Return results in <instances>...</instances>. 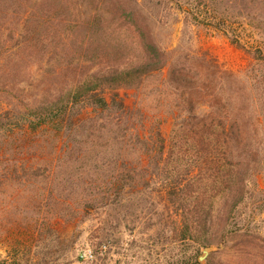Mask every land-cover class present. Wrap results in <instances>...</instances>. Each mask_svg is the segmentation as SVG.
Listing matches in <instances>:
<instances>
[{
    "label": "rangeland",
    "instance_id": "obj_1",
    "mask_svg": "<svg viewBox=\"0 0 264 264\" xmlns=\"http://www.w3.org/2000/svg\"><path fill=\"white\" fill-rule=\"evenodd\" d=\"M146 43L162 68L119 91L145 128L79 101L69 120L38 119L89 75L143 63ZM213 100L256 152L223 234V173L172 131ZM186 174L200 194L169 196ZM197 201L212 222L180 240L181 205ZM204 248L200 264H264V0H0V264H181Z\"/></svg>",
    "mask_w": 264,
    "mask_h": 264
},
{
    "label": "trees",
    "instance_id": "obj_2",
    "mask_svg": "<svg viewBox=\"0 0 264 264\" xmlns=\"http://www.w3.org/2000/svg\"><path fill=\"white\" fill-rule=\"evenodd\" d=\"M146 59L143 63L132 66L126 69H114L105 74L89 75V79L84 81L80 87L69 96L65 105L57 104L59 101L49 104L45 107V111L38 114V119L41 123H46L49 120L56 118L59 122L70 119V105L73 101L81 102V108L86 109L93 107L99 111H112L119 117H124L129 121V118L134 119L135 123L145 128V113L140 108L132 114L124 100L120 97L119 91L121 88L132 87L139 84L147 75L160 70L162 68V58L158 49L152 43L143 45ZM54 104V105H53ZM53 106V107H50ZM178 109V107H177ZM193 108L189 107L187 116L182 122L176 123L173 126V138L179 149L193 151L195 153H204V159L210 164V170L216 174L222 172L221 179L224 181L221 186H212L217 194L224 196L222 210L219 214L220 231L227 232L228 222L234 218L236 210L240 203L244 200L247 193V179L253 174V166L256 161V152L252 149L249 140L243 137V129L240 123L229 117L230 112L225 105H222L217 100H213L208 107V111L203 116H198L192 112ZM158 150L163 151L165 148L164 138L161 134L160 123L155 121L151 124L150 131ZM149 135V136H150ZM137 139L140 138L138 133ZM150 137V138H151ZM146 139H148L146 137ZM147 144V143H146ZM155 149V145H150ZM209 169V168H208ZM187 178V179H186ZM200 177H188L187 174L181 178L171 179L174 183L169 189L168 195L172 198L177 193H182L184 188H192L199 192L203 190L198 184ZM205 190V189H204ZM188 193V192H187ZM198 199V197H196ZM212 202H208L206 209L203 208L201 202H193L192 208L189 205L182 204V215L179 224L176 225L177 232L183 229L180 240L192 238V230L198 231L206 226H210V212ZM193 216L189 217L188 212H192ZM179 228V229H178ZM181 228V229H180ZM181 264H200L197 260L184 261Z\"/></svg>",
    "mask_w": 264,
    "mask_h": 264
},
{
    "label": "water",
    "instance_id": "obj_3",
    "mask_svg": "<svg viewBox=\"0 0 264 264\" xmlns=\"http://www.w3.org/2000/svg\"><path fill=\"white\" fill-rule=\"evenodd\" d=\"M207 254H208V249L207 248L202 249V255L198 257V262H202L207 256Z\"/></svg>",
    "mask_w": 264,
    "mask_h": 264
}]
</instances>
